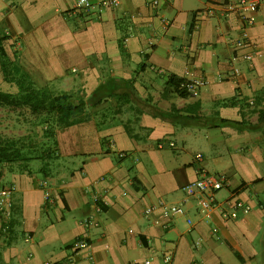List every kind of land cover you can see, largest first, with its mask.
<instances>
[{
	"label": "crops",
	"instance_id": "crops-1",
	"mask_svg": "<svg viewBox=\"0 0 264 264\" xmlns=\"http://www.w3.org/2000/svg\"><path fill=\"white\" fill-rule=\"evenodd\" d=\"M91 1L65 15L76 0H0L1 91L24 77L85 99L111 93L56 128L46 158L0 164V188L15 186L0 264H264V8L244 11L245 24L228 9L237 0ZM243 31L250 45L237 48ZM170 75L204 83L183 94ZM200 170L228 181L209 219L182 190ZM161 201L186 214L165 216Z\"/></svg>",
	"mask_w": 264,
	"mask_h": 264
},
{
	"label": "built area",
	"instance_id": "built-area-1",
	"mask_svg": "<svg viewBox=\"0 0 264 264\" xmlns=\"http://www.w3.org/2000/svg\"><path fill=\"white\" fill-rule=\"evenodd\" d=\"M158 0H153L152 3L156 4ZM119 0H101L99 2V6L101 7H117L119 6ZM238 8H236V7ZM93 7V3L91 0H76L75 4L65 12V15L76 14L78 12L89 11ZM264 8V0H237L236 5L228 4V9L230 10H238L242 21L245 24L251 23V18L246 15L244 11H254L258 8ZM207 14L212 13L211 10L205 11ZM237 48H248L249 41L248 35L246 31L242 32V36L237 38L234 42ZM254 56L252 50L245 52L241 55L242 59L246 61H251ZM237 72L236 69L233 70V73ZM203 80L201 79H184L179 83V88L184 90L187 94L197 95L201 86L203 85ZM103 178V177H102ZM228 184L227 178L222 173H210L204 170H200L198 176L192 181L184 184L182 186L183 193L185 198H193L196 204L197 211L203 216L205 219H209L211 216V211L217 206L215 194L218 190L224 188ZM40 186L43 188H47L49 186L48 180L43 178L40 181ZM15 190V186L13 184H9L7 186H3L0 188V218L3 221V230H7L8 224L7 220L12 215V205H11V197L12 193ZM46 200L49 199V196L46 194ZM93 202L95 204V208L97 211H102L104 206V201L102 200L100 193H95L93 195ZM159 207L165 216H175V215H185L186 210L182 204L178 203H169L165 201H161L159 203ZM152 209L146 208L145 213H149ZM85 222L90 224L94 223L93 219H86ZM187 223H191L192 219L187 217ZM90 243L83 237H78L74 240L73 246L77 249L87 248ZM91 258V255H89ZM172 258L171 254L167 253L164 256V260L166 262L170 261ZM45 264H51L46 262ZM57 264V263H55Z\"/></svg>",
	"mask_w": 264,
	"mask_h": 264
},
{
	"label": "trees",
	"instance_id": "trees-1",
	"mask_svg": "<svg viewBox=\"0 0 264 264\" xmlns=\"http://www.w3.org/2000/svg\"><path fill=\"white\" fill-rule=\"evenodd\" d=\"M4 56V49L0 46L1 65H7ZM6 79H8L7 76ZM183 80V78L170 75L167 83L173 85L179 93L187 94L178 87L179 83ZM16 82L18 85L17 93L0 90V105H24L30 109L32 114H45L47 116L46 120H42L45 127L44 130L49 133L51 137L56 128L68 126L87 117V107L96 105L103 100L105 96L111 94L110 92L104 94L100 91L101 89L99 87L85 99L82 96H76L74 93L60 92L54 94L44 88H37L31 81L24 77L16 80ZM48 117H50V121L47 119ZM259 120H264V110L259 111ZM22 149L23 144L20 138H9L0 135V164L17 159L18 156L21 155Z\"/></svg>",
	"mask_w": 264,
	"mask_h": 264
},
{
	"label": "rangeland",
	"instance_id": "rangeland-1",
	"mask_svg": "<svg viewBox=\"0 0 264 264\" xmlns=\"http://www.w3.org/2000/svg\"><path fill=\"white\" fill-rule=\"evenodd\" d=\"M10 71V67H5ZM49 92L55 91L44 88ZM76 96L79 97L78 94ZM46 115L32 114L30 109L24 105H0V135L9 138H20L23 149L17 159L7 162L15 166H23L30 160L36 158H46L51 153L52 137L44 130L42 120H46ZM49 121L50 117L47 118ZM45 124V123H44ZM49 125V124H48ZM33 162H35L33 160Z\"/></svg>",
	"mask_w": 264,
	"mask_h": 264
}]
</instances>
